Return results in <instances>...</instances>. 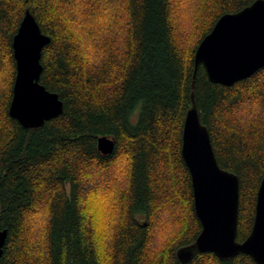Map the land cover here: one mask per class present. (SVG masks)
<instances>
[{"label":"trees","instance_id":"trees-1","mask_svg":"<svg viewBox=\"0 0 264 264\" xmlns=\"http://www.w3.org/2000/svg\"><path fill=\"white\" fill-rule=\"evenodd\" d=\"M254 1L199 0L185 36L178 0H0V264H259L245 253L177 256L202 229L182 155L193 92L220 166L240 178L239 241L254 223L264 67L233 85L211 81L203 64L194 78L202 39ZM27 9L51 37L40 81L64 102L37 128L9 113ZM105 135L111 154L98 147Z\"/></svg>","mask_w":264,"mask_h":264},{"label":"water","instance_id":"water-1","mask_svg":"<svg viewBox=\"0 0 264 264\" xmlns=\"http://www.w3.org/2000/svg\"><path fill=\"white\" fill-rule=\"evenodd\" d=\"M50 42L51 37L43 33L27 9L13 38L16 76L9 107L10 115L27 128L43 126L64 111L59 94L40 81L43 51ZM200 64L211 81L223 85H233L264 67V0L223 14L196 49L194 78ZM115 145L113 138L99 137L102 153H113ZM182 155L191 174L194 205L202 229L195 242L178 249L179 260L187 263L197 252H212L223 260L245 253L264 264V176L257 192L251 232L239 241L240 178L220 166L209 128L200 119L194 92L185 116ZM8 235L7 228L0 229V258Z\"/></svg>","mask_w":264,"mask_h":264},{"label":"rangeland","instance_id":"rangeland-1","mask_svg":"<svg viewBox=\"0 0 264 264\" xmlns=\"http://www.w3.org/2000/svg\"><path fill=\"white\" fill-rule=\"evenodd\" d=\"M198 2L199 0H178L177 13L180 17V22L182 24L181 26L182 34L185 36L189 32V30H191L190 19ZM136 119L137 116L135 115L132 120L136 121ZM165 235L166 234L162 235L161 238H164Z\"/></svg>","mask_w":264,"mask_h":264},{"label":"bare ground","instance_id":"bare-ground-1","mask_svg":"<svg viewBox=\"0 0 264 264\" xmlns=\"http://www.w3.org/2000/svg\"><path fill=\"white\" fill-rule=\"evenodd\" d=\"M139 119V118H138Z\"/></svg>","mask_w":264,"mask_h":264}]
</instances>
